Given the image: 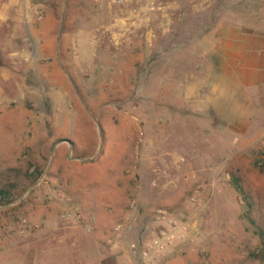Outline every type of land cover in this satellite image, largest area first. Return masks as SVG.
<instances>
[{
	"label": "rangeland",
	"instance_id": "374dc122",
	"mask_svg": "<svg viewBox=\"0 0 264 264\" xmlns=\"http://www.w3.org/2000/svg\"><path fill=\"white\" fill-rule=\"evenodd\" d=\"M46 1L0 54V264H145L159 208L190 232L157 264H264V103L206 102L199 36L264 0Z\"/></svg>",
	"mask_w": 264,
	"mask_h": 264
},
{
	"label": "crops",
	"instance_id": "0c3cea01",
	"mask_svg": "<svg viewBox=\"0 0 264 264\" xmlns=\"http://www.w3.org/2000/svg\"><path fill=\"white\" fill-rule=\"evenodd\" d=\"M221 7L224 9L223 3ZM53 18L46 0H0V27L7 26L1 38L11 39L3 45L0 42V54L12 57L15 64L17 39H33L34 22L39 19L41 24H46ZM209 21L214 25L199 35L207 76L212 79L204 96L206 102L217 111L228 100L236 103L243 98L264 103V26L234 10L219 11ZM44 38H48L46 34ZM78 40L83 49L81 37Z\"/></svg>",
	"mask_w": 264,
	"mask_h": 264
},
{
	"label": "built area",
	"instance_id": "2783aa9c",
	"mask_svg": "<svg viewBox=\"0 0 264 264\" xmlns=\"http://www.w3.org/2000/svg\"><path fill=\"white\" fill-rule=\"evenodd\" d=\"M152 9L155 6L151 7ZM132 206L136 205L133 200ZM80 221L84 222L82 214L77 215ZM155 218L160 222L158 229L155 231L152 238L151 247L142 252L143 261L145 264H157V257L165 252V250L172 245L176 240H184L189 235L190 228L185 221L176 219L172 214L163 208L156 210ZM131 224L119 223L115 228L117 231H124L128 228L131 229Z\"/></svg>",
	"mask_w": 264,
	"mask_h": 264
},
{
	"label": "trees",
	"instance_id": "16d2710c",
	"mask_svg": "<svg viewBox=\"0 0 264 264\" xmlns=\"http://www.w3.org/2000/svg\"><path fill=\"white\" fill-rule=\"evenodd\" d=\"M234 185H235V187H236L240 192H242V191H241L242 188H241V186L239 185L237 179L234 180ZM7 197H8L7 192L1 190V191H0V200H1V199H5V198H7Z\"/></svg>",
	"mask_w": 264,
	"mask_h": 264
}]
</instances>
